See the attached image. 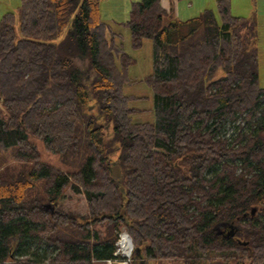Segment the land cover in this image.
Here are the masks:
<instances>
[{
    "label": "trees",
    "instance_id": "16d2710c",
    "mask_svg": "<svg viewBox=\"0 0 264 264\" xmlns=\"http://www.w3.org/2000/svg\"><path fill=\"white\" fill-rule=\"evenodd\" d=\"M100 2L20 0L0 19V264L113 260L121 230L132 264L136 247L144 264H264V87L253 20L232 15L229 0L186 19L161 0L132 1L118 26L135 49L151 40L143 81L153 94V120L133 122L123 86L134 59ZM33 137L60 168L40 160ZM220 223L242 224L241 239L216 234ZM29 240L47 259L17 257Z\"/></svg>",
    "mask_w": 264,
    "mask_h": 264
},
{
    "label": "rangeland",
    "instance_id": "374dc122",
    "mask_svg": "<svg viewBox=\"0 0 264 264\" xmlns=\"http://www.w3.org/2000/svg\"><path fill=\"white\" fill-rule=\"evenodd\" d=\"M161 2L166 8H168L171 3V0H161ZM229 2L230 13L232 15L251 18L253 20V23L255 25L254 29L256 33L254 46L258 55V81L260 86L264 87V0H229ZM196 3L197 0L194 1V4ZM19 4L20 0H0V19L2 18V15L5 12L15 11ZM197 5L198 4L193 5V8H196ZM203 8H215V0H201L199 9H195L197 11L192 14H197ZM112 27L121 34V39H118V41H121L123 50L127 52L130 56H132L134 59V63L128 68V75L132 79V81L123 86V93L134 97L129 101V106L137 109V111L131 115V119L133 122L152 121L153 113L151 111V108L153 106V94L150 87L143 81L144 77L152 69V42L149 39H144L142 45L139 48L135 49L132 47L130 34L125 27ZM76 60L79 65L86 66L87 61L85 59L77 58ZM86 75L88 76L87 79L89 80L91 78L92 73L88 72ZM235 129V126L228 127V134H233ZM31 140L36 144L38 148L41 161L60 168V162L57 155L47 151L43 147L39 139L33 137L31 138ZM3 161H5L4 152L0 151V165H2ZM47 203L49 202H43L41 203V206ZM52 208L53 206L50 204V207H46L43 209L51 211ZM218 230H222V227L218 226ZM122 232L125 231L121 230L120 233ZM120 233L118 234V238ZM223 233L225 235V232ZM35 251H37V253L42 256H46L47 259V250H45L44 247H40L37 249L33 240H29L22 250L16 252V255L17 257L22 258L26 256H31ZM116 255L118 257L115 260L101 261L97 262L96 264H123L124 262L125 264H132V253L131 256L125 257L118 249ZM147 264L178 263L171 259H156L148 260Z\"/></svg>",
    "mask_w": 264,
    "mask_h": 264
},
{
    "label": "crops",
    "instance_id": "0c3cea01",
    "mask_svg": "<svg viewBox=\"0 0 264 264\" xmlns=\"http://www.w3.org/2000/svg\"><path fill=\"white\" fill-rule=\"evenodd\" d=\"M135 0H101L100 2V14L101 18L111 24V26H118L121 22H124L127 18L130 4ZM195 0H171V3L167 10H171L175 17L178 19H186L195 13V9H199L201 0H197L198 4L196 8H193Z\"/></svg>",
    "mask_w": 264,
    "mask_h": 264
},
{
    "label": "water",
    "instance_id": "95a60500",
    "mask_svg": "<svg viewBox=\"0 0 264 264\" xmlns=\"http://www.w3.org/2000/svg\"><path fill=\"white\" fill-rule=\"evenodd\" d=\"M89 72H91V71H89ZM86 77H88V76L86 75ZM109 170H110V174H111V176H112L114 179H119V178L121 177V170H120V167H119V165H118L115 161H113V162L111 163V165L109 166ZM42 207H43V208L50 207V204H49V203H47V204H43ZM254 211H255V208L253 207V208L251 209V214H253ZM120 215H122V216L125 218V216H124V209H121ZM222 224H223V223H222ZM227 224H228V226H229V229H228V231L226 232V235H225V236H226L227 238H229V237L234 236V234H235L237 228H236V226H235L234 223H227ZM218 226H220V224H216V225L214 226V229L216 230V234H222V235H223V231H222V230H218ZM126 234H127V233H126ZM127 235H128V234H127ZM128 236H129V235H128ZM129 239H130V237H129ZM130 241H131V239H130ZM240 242H241V241H240ZM241 243H242V244H246L247 242H241ZM135 255H136L137 258H138V264H144V259H143L142 255H141V250H140L139 247H136V248H135Z\"/></svg>",
    "mask_w": 264,
    "mask_h": 264
},
{
    "label": "bare ground",
    "instance_id": "6f19581e",
    "mask_svg": "<svg viewBox=\"0 0 264 264\" xmlns=\"http://www.w3.org/2000/svg\"><path fill=\"white\" fill-rule=\"evenodd\" d=\"M119 250L125 257L131 256L132 253V242L126 232H122L119 235ZM125 264V262L123 263Z\"/></svg>",
    "mask_w": 264,
    "mask_h": 264
},
{
    "label": "flooded vegetation",
    "instance_id": "af4514ba",
    "mask_svg": "<svg viewBox=\"0 0 264 264\" xmlns=\"http://www.w3.org/2000/svg\"><path fill=\"white\" fill-rule=\"evenodd\" d=\"M256 218H257V217L253 216L251 219H252V220H255ZM258 219H259V218H258ZM234 224H235L237 230H236V232H235V234H234L233 237H235V238L239 241L241 238L238 237L236 234H237L238 231H240V230L242 229V224H238V223H234ZM220 227H222L223 232H226V231L229 229V226H228L227 223H223V224L220 223ZM225 235H226V233H225Z\"/></svg>",
    "mask_w": 264,
    "mask_h": 264
},
{
    "label": "built area",
    "instance_id": "2783aa9c",
    "mask_svg": "<svg viewBox=\"0 0 264 264\" xmlns=\"http://www.w3.org/2000/svg\"><path fill=\"white\" fill-rule=\"evenodd\" d=\"M118 241H119V238H118L117 241L115 242V244H116V251L114 252V255L117 254V251H118V249H119V243H118ZM113 260H115V259H113ZM107 261H111V259H110V260H107Z\"/></svg>",
    "mask_w": 264,
    "mask_h": 264
}]
</instances>
